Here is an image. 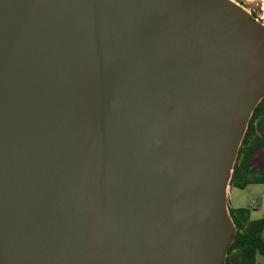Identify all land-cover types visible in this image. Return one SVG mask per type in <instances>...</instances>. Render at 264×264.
Listing matches in <instances>:
<instances>
[{"label":"water","instance_id":"1","mask_svg":"<svg viewBox=\"0 0 264 264\" xmlns=\"http://www.w3.org/2000/svg\"><path fill=\"white\" fill-rule=\"evenodd\" d=\"M263 99L233 0H0V264H224Z\"/></svg>","mask_w":264,"mask_h":264},{"label":"trees","instance_id":"2","mask_svg":"<svg viewBox=\"0 0 264 264\" xmlns=\"http://www.w3.org/2000/svg\"><path fill=\"white\" fill-rule=\"evenodd\" d=\"M264 118V99L255 109L240 147L231 188L244 190L249 185L264 184V171L250 169L253 154L264 146V136L259 132V123ZM230 215L237 227L234 242L227 249L224 264H257L258 256L264 264V219L253 221L251 211L245 208H230Z\"/></svg>","mask_w":264,"mask_h":264},{"label":"crops","instance_id":"3","mask_svg":"<svg viewBox=\"0 0 264 264\" xmlns=\"http://www.w3.org/2000/svg\"><path fill=\"white\" fill-rule=\"evenodd\" d=\"M259 131L264 136V118L259 123ZM250 169L264 171V146L259 148L251 157ZM229 206L233 209H249L253 221L264 219V184L249 185L244 190L230 187ZM262 236L264 239V232ZM259 259L260 256L257 258V264H262L263 260Z\"/></svg>","mask_w":264,"mask_h":264},{"label":"rangeland","instance_id":"4","mask_svg":"<svg viewBox=\"0 0 264 264\" xmlns=\"http://www.w3.org/2000/svg\"><path fill=\"white\" fill-rule=\"evenodd\" d=\"M233 1L244 7L246 10L250 11L253 15H256V18L264 24V0H233ZM259 260H262V257H260Z\"/></svg>","mask_w":264,"mask_h":264},{"label":"flooded vegetation","instance_id":"5","mask_svg":"<svg viewBox=\"0 0 264 264\" xmlns=\"http://www.w3.org/2000/svg\"><path fill=\"white\" fill-rule=\"evenodd\" d=\"M256 17V15H254Z\"/></svg>","mask_w":264,"mask_h":264}]
</instances>
